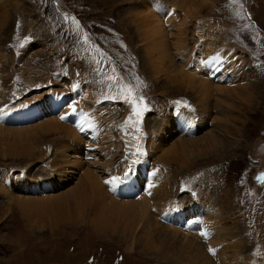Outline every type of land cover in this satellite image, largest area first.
Masks as SVG:
<instances>
[{"label": "rangeland", "instance_id": "obj_1", "mask_svg": "<svg viewBox=\"0 0 264 264\" xmlns=\"http://www.w3.org/2000/svg\"><path fill=\"white\" fill-rule=\"evenodd\" d=\"M155 25L157 40L164 39L165 48L157 50L166 54L164 66L143 37ZM0 55L8 67L0 71V113L19 107V120L0 122V264H169L179 256L171 226L185 227L189 218L186 212L177 224L167 216L190 203L203 210L200 223L213 214V204L222 207L219 223L231 231L228 241L245 238L233 250L264 264V0H0ZM205 56L207 64L217 63L213 71L198 70ZM148 63L155 77L146 73ZM201 72L212 90L198 81ZM185 73L190 80L180 81ZM234 86L242 89L232 99L221 92ZM197 94L208 97L201 104ZM49 96L47 112L41 107ZM224 105L240 110L223 113ZM185 114L199 119L195 134L177 128L175 115ZM79 117L86 120L82 130ZM51 118L82 136L81 157L63 141L73 136L44 130ZM163 122L177 132L160 138ZM17 127L24 132L15 136L10 132ZM186 135L194 139L178 142ZM94 137L116 162L119 173L111 176L122 178L121 186L129 182L125 199L147 211L143 219L135 210L108 209L125 200L110 179L101 195L90 189L86 171L96 175L95 167L106 163ZM4 178L20 183L7 186ZM68 193L79 197L67 224L61 219Z\"/></svg>", "mask_w": 264, "mask_h": 264}, {"label": "bare ground", "instance_id": "obj_2", "mask_svg": "<svg viewBox=\"0 0 264 264\" xmlns=\"http://www.w3.org/2000/svg\"><path fill=\"white\" fill-rule=\"evenodd\" d=\"M190 2H191V0H190ZM192 2H194V0H192ZM155 4V3H154ZM191 6V5H190ZM148 9H149V7H148ZM152 9V8H151ZM157 9V8H156ZM191 9H192V7H191ZM174 10L175 9H172V11H171V15L169 16V18L173 15V12H174ZM151 12V11H150ZM153 13V12H152ZM149 14H151V13H149ZM156 14V17H157V13L154 11V14H153V17H154V15ZM146 17V16H145ZM174 18H176V17H174ZM152 19H154V18H151L150 20H152ZM177 19V18H176ZM157 20V19H156ZM178 20V19H177ZM181 20V19H180ZM153 21V20H152ZM160 21H162L161 20V18H160ZM173 21V20H172ZM141 22V21H140ZM139 22V23H140ZM145 22V21H144ZM171 22V21H170ZM154 23V22H153ZM172 23V22H171ZM156 24H158V23H156ZM162 24V23H161ZM179 24H180V21H179ZM186 24V23H185ZM140 25V24H139ZM172 25V24H171ZM156 26V25H155ZM173 27V26H172ZM175 27H180V26H175ZM185 27V26H184ZM175 29H177V31L179 30L180 31V29H178V28H175ZM160 30H161V28L159 29V32H160ZM162 30H163V28H162ZM162 30H161V32H162ZM165 30V29H164ZM164 30H163V32H164ZM181 30H183V28L181 29ZM178 31V32H179ZM143 32V37H145L146 38V42H147V45L149 46V48L151 49V51H150V53L151 54H154V52H156V55L158 54L161 58L160 59H158L157 61H158V63L160 62V61H162L161 59H166V57H164L165 55H162L161 56V53H159L157 50H158V48L159 49H161L160 47H162V48H165L164 46H163V38H162V40H161V38L159 39V40H157L158 38H157V26L154 28V30H144V31H142ZM168 31L166 30V33H167ZM176 32V31H175ZM138 33V32H137ZM181 33V32H180ZM182 34V33H181ZM161 35V33H159V36ZM179 35V34H178ZM142 40V39H141ZM166 40V39H165ZM144 41V40H143ZM170 41V40H169ZM165 42V41H164ZM168 42V41H167ZM144 43V42H143ZM166 43V42H165ZM169 43V42H168ZM167 43V44H168ZM189 43V42H188ZM174 44V43H173ZM177 45V44H176ZM183 45V44H182ZM187 45V44H186ZM167 46V45H166ZM170 46H172V45H170ZM179 46H180V43H179ZM147 47V46H146ZM148 48V49H149ZM167 48H168V46H167ZM174 48H177V47H175L174 46ZM184 48V47H183ZM165 51V50H164ZM167 51H168V49H167ZM181 51H182V49H181ZM181 51H180V53H181ZM162 52V51H161ZM164 53V52H163ZM166 53H168V52H166ZM172 53V52H171ZM168 54H170V53H168ZM167 54V55H168ZM150 55V54H149ZM155 55V54H154ZM157 55V56H158ZM194 55V57H195V54H193ZM220 55V54H219ZM157 56H156V58H157ZM169 56V55H168ZM3 55H0V71H4V70H6V67H7V65L5 64V62L3 61ZM151 57V56H150ZM173 57H175V56H173ZM185 56H182L181 58L183 59ZM193 57V58H194ZM192 58V60L194 61L195 59H193ZM220 58V57H219ZM205 59H206V56L204 57V61H199V63H198V65H199V69L198 70H200V69H202L201 71H203V72H205L206 71V67L207 68H211L212 69V71H213V69H215V67H216V64L217 63H214V64H211V63H209V64H207V61H205ZM173 60V59H172ZM187 60H189V59H187ZM169 61V60H168ZM176 61V60H175ZM174 61V62H175ZM196 61H198V59H196ZM154 62H156L155 60H154ZM188 62V61H187ZM160 63H162V65H163V63H164V61L163 62H160ZM169 63V62H168ZM180 63V62H179ZM203 63H205L206 64V66L203 64ZM152 64H153V62H152ZM166 64V63H165ZM170 64V63H169ZM168 64V65H169ZM172 64V63H171ZM175 64V63H174ZM180 64H182V63H180ZM187 64V63H186ZM153 65H156V64H153ZM161 65V64H160ZM167 65V64H166ZM164 66V65H163ZM170 66H173V65H170ZM183 66V65H182ZM169 67V66H168ZM180 67V66H179ZM178 67V68H179ZM193 67V66H192ZM231 68L233 67V64H232V66H230ZM229 67V68H230ZM8 68V67H7ZM158 68L160 69V67L158 66ZM176 68V67H175ZM195 68H196V65H195ZM194 68V69H195ZM164 69V68H163ZM167 69H169V68H167ZM197 69H195V70H197ZM157 70V69H156ZM176 70V69H175ZM175 70H173V71H175ZM183 70H184V68H183ZM143 71V70H142ZM145 71V70H144ZM165 71H166V68H165ZM168 71V70H167ZM187 71H190V70H186V72ZM207 71H208V69H207ZM234 72H235V70H233ZM157 72V71H156ZM160 72V71H159ZM171 72V71H170ZM185 72V71H184ZM146 73H148V74H150V75H152L153 77H155V72H153V69H152V67L150 66V64L148 63V67H147V69H146ZM151 73H153V74H151ZM181 73H183V71L181 72ZM200 73V72H199ZM208 73H210V72H208ZM211 73H214V72H211ZM227 72L225 71V74H226ZM242 72H240V74H241ZM156 74H158V73H156ZM177 74V73H176ZM184 74V73H183ZM186 74V73H185ZM201 74H203L204 76H203V78H202V80H198V81H201L202 82V84H203V86H204V90L206 91L207 90V88H209V89H211V85H210V80L205 76L206 74L205 73H202L201 72ZM224 74V75H225ZM164 75H166V74H164ZM171 75V74H170ZM173 76H174V72H173V74H172ZM179 75V74H178ZM216 75V74H215ZM218 75V74H217ZM195 76V75H194ZM198 76V75H197ZM244 76V75H243ZM2 77H4V76H2ZM178 77V76H177ZM198 77H200V76H198ZM197 77V78H198ZM217 77V76H216ZM224 77V76H223ZM180 78V77H179ZM221 78V77H220ZM187 79H189L190 80V75H187L186 74V77L185 76H182L181 78H180V81H183V82H185ZM147 80V79H146ZM164 80H165V78H164ZM168 80V79H167ZM175 82H179L178 81V79L177 80H175V78L173 79ZM197 80V79H196ZM4 81V80H3ZM151 81V80H150ZM170 81V80H169ZM195 83V82H194ZM116 84V83H115ZM196 84V83H195ZM117 86V85H116ZM181 86H182V82H181ZM180 86V87H181ZM192 86H194L193 84H192ZM128 87V86H127ZM178 87V86H177ZM179 87V88H180ZM223 87H225V86H223ZM228 88V87H227ZM233 88V87H232ZM236 88H239V89H242V87L241 86H234V89H222V91L221 92H228V94H226V96L228 97V98H231L232 99V95L231 94H233L234 93V91H235V89ZM215 89H217V88H214V90ZM52 90V89H51ZM57 90H59V89H57ZM194 90V89H193ZM212 90V89H211ZM220 90L221 89H217L216 91H218V92H220ZM60 93H61V91H60ZM195 95H196V93H194ZM209 94V93H208ZM53 95V94H52ZM58 95H61V94H56L55 95V97L57 96L58 97ZM198 95V94H197ZM229 95V96H228ZM42 96H44L43 94H42ZM77 96V95H76ZM199 96V95H198ZM41 97V95H38V97H37V99H39ZM54 97V96H53ZM63 97V96H62ZM206 97H208V95H204L203 97H201L200 98V96L198 97V98H200L201 100H199V101H201L200 103L202 104V102H204L203 100H205V98ZM235 97V96H234ZM90 98V97H89ZM255 99H256V96H255V98L253 97V99H251V97H250V99H248L247 101H248V104H245V105H250V104H254V101H255ZM85 100V99H84ZM239 101V100H238ZM61 102L62 101H60V104H61ZM84 102V104L81 102V104H80V107L82 108V109H85V111H86V109H87V107H88V101L87 100H85V101H83ZM27 104V103H26ZM58 104V103H57ZM237 104V103H236ZM34 105V104H33ZM55 105H56V103H55ZM204 105H206V103L204 104ZM31 106H32V104H31ZM59 107V104L58 105H56L55 106V108H54V110L56 109V108H58ZM87 106V107H86ZM42 109L41 110H43L44 108H45V106L43 105L42 107H41ZM225 108H229L230 110H234V111H238V110H240V108L238 109H235V108H231V106H222L221 107V109H220V111L221 112H223V113H225L226 112V110H225ZM50 109V108H49ZM48 109V110H49ZM228 109V110H229ZM45 110H47V108L45 109ZM229 112H231V111H229ZM2 113V112H1ZM0 113V122H2L1 120H4L5 122L6 121H15V120H19V107H15V108H11L9 111H6L4 114H1ZM65 115V114H64ZM27 116V118H28V116L29 117H31L32 118V114H31V116L29 115V113L26 115ZM62 117V116H61ZM108 117V116H107ZM134 117V116H133ZM26 117H24L23 119H25ZM57 119H59V118H57ZM57 119H55V118H51V120H48L45 124H44V126H45V129L44 130H46L47 132H53V131H55V132H64V134H65V136H68V137H71V136H73L70 140L69 139H66V140H63L64 141V143L65 144H67V145H70V147H72L73 148V150H74V153L75 154H77V155H79V157H81L82 155H83V153H82V148L83 147H81L80 146V144H81V142H82V140L80 139L81 137L79 136L80 134L79 133H77L76 132V130L75 129H72V127L70 126H67V124L66 125H64V126H62V124H60L59 122H58V120ZM79 119H80V121L78 122L79 124H78V126L81 128V130H82V128L84 127V125H85V118L83 119L82 117L80 118L79 117ZM90 119V118H89ZM102 119V118H101ZM61 120V119H60ZM103 120V119H102ZM110 120V119H109ZM24 121V120H23ZM65 121V120H64ZM68 121V120H67ZM66 121V122H67ZM175 121H176V124H177V128L178 129H182V132L184 131V132H187L188 134H195L198 130H199V119L197 120V118H196V116H194L193 114H188V115H184V117L183 116H180L178 119H177V116L175 115ZM72 122H74V121H72ZM87 123V122H86ZM107 123V122H106ZM164 123L165 122H163V123H161L160 124V127H159V133H161L160 134V138H166V135L169 133V135H171V134H173L176 130H175V128L174 129H172L171 128V125L170 126H168V127H166L167 125H164ZM171 123V121H169V123H166V124H170ZM0 124H2V123H0ZM22 124V123H21ZM75 124H77V122L75 123ZM74 124V125H75ZM32 126H34V125H31V127L30 128H33ZM101 126V125H100ZM8 127V126H7ZM79 127H77L76 129H78ZM106 127V126H105ZM89 128H91V127H89ZM10 129V128H9ZM18 129V130H17ZM17 129L16 130H13V128H12V132H10V131H8V132H10L11 134H15L16 132H18V133H21V132H24V130H20V128L19 127H17ZM24 129V128H23ZM26 129V128H25ZM96 129H97V127H96ZM111 129V128H110ZM0 130H4V129H2V128H0ZM7 130H8V128H7ZM91 130V129H90ZM103 130V129H102ZM4 132H5V130H4ZM25 132H27L26 130H25ZM79 132V131H78ZM177 132V131H176ZM180 132V131H179ZM1 133V132H0ZM97 133V132H96ZM94 134H95V131H94ZM3 135V134H2ZM107 135V134H106ZM178 135H180V133L178 134ZM15 136H16V134H15ZM187 136V135H186ZM193 136V135H192ZM192 136H190V135H188L187 137H183V136H179V140H178V142H180V141H183L184 139H194ZM91 137V136H90ZM89 137V138H90ZM93 137V136H92ZM97 137V136H96ZM108 137V136H107ZM95 138V137H94ZM98 138V137H97ZM101 138V137H100ZM99 138V139H100ZM110 138H111V136H110ZM113 138H114V136H113ZM112 139V138H111ZM86 141V140H85ZM91 141H92V143H93V145H94V149H95V151H99V152H101V153H99V154H101V158H103V159H106V163L104 164V163H102L101 164V166L100 167H95V173H96V175L98 176H96V175H94L92 172H90V171H86V173H87V178L89 179V183H90V185L89 186H91L90 187V189L92 190V192H97L98 194H100L101 195V193H100V186L102 187V184L103 183H105L106 181V179H110L109 181H112V179L111 178H114V177H112V176H114V174L115 173H119L118 171H119V169L118 168H113V163H116L115 162V160H113L112 158H111V156H110V154H109V152L107 153V151H105V148H107L108 146L106 145V143L105 142H98L97 141V139L95 138V139H91ZM190 141H192V143H191V145L194 147V144H193V141H195V140H190ZM64 143H62V145L64 144ZM91 143V144H92ZM88 144V143H87ZM115 144V143H114ZM159 145H160V143H158ZM89 145H90V143H89ZM89 145H87V146H89ZM155 145H156V148H157V142L155 143ZM158 145V146H159ZM163 145V144H162ZM87 146H85V147H87ZM92 147V146H91ZM115 148V147H114ZM160 148H162V147H160ZM164 148H166V147H164ZM163 148V149H164ZM87 149V148H86ZM151 149V148H150ZM155 149V148H154ZM162 149V150H163ZM171 149V148H170ZM112 150H114V149H112ZM91 152V151H90ZM88 154V153H87ZM85 155V154H84ZM118 155V154H117ZM89 156V155H88ZM91 156V155H90ZM93 158V157H92ZM92 160H94V159H92ZM213 160V159H212ZM117 161H119V160H117ZM119 163V162H118ZM96 165V164H95ZM127 165V164H126ZM112 166V167H111ZM124 168H125V166H124ZM206 173H208V172H206ZM219 173V172H218ZM209 174V173H208ZM112 175V176H111ZM110 176H111V178H110ZM209 176V175H208ZM160 177V176H159ZM86 178V177H85ZM209 178V177H208ZM25 178H23V180H24ZM87 179V180H88ZM100 179V180H99ZM205 179V178H204ZM210 179H211V177H210ZM123 180V179H122ZM114 181V182H113ZM113 181H112V183H110V187H114V188H117V189H119L120 188V190H119V192H118V194L119 195H121V197H120V199L123 197V199H125V195H124V190H123V188L124 189H126V190H128L129 189V187H130V184H129V182L128 181H126L125 182V184L123 185V186H125V187H123V186H121V181L119 182V181H116V180H114L113 179ZM170 182V181H169ZM209 182V181H208ZM3 183L5 184V185H7V186H9V185H15V184H17V183H20L19 182V180H13L12 178H4L3 179ZM174 183H176V182H174ZM95 184H96V186H95ZM165 184V183H164ZM171 184V183H170ZM161 185V184H160ZM169 185V184H168ZM166 186H167V184H166ZM170 186V185H169ZM182 186V185H181ZM13 187V186H12ZM105 187V186H104ZM161 187H163V184H162V186ZM161 187H159V189L161 188ZM171 188L172 189H179L178 187H174V185L173 184H171ZM105 189V188H104ZM158 190V189H157ZM165 190H166V188H165ZM33 191H40V189H37V190H33ZM116 191V190H115ZM155 191V190H154ZM164 192V191H163ZM167 192H169V191H167ZM175 192V191H174ZM173 192V193H174ZM130 193V192H129ZM156 193V192H155ZM113 194H115V193H113ZM168 194V193H167ZM169 194H171V193H169ZM178 194V193H177ZM118 195V196H119ZM123 195V196H122ZM154 195H156V194H154ZM165 196H166V193L164 194ZM116 196H117V193H116ZM161 196V195H160ZM160 196H159V198H157V199H160ZM25 197V196H24ZM63 197H65V200H64V204H62L63 205V211H62V221H63V223H67L68 224V221H67V219H69L70 218V214H69V210L71 209V207H72V202L75 200L76 201V198H78L79 196H74V195H72L71 193H68L67 195H65V196H63ZM152 197H154V196H152ZM170 197V196H169ZM175 197V196H174ZM116 198V197H115ZM150 197H148V199H149ZM162 198V197H161ZM57 199V198H56ZM163 199H165V197L163 198ZM168 199H170V198H168ZM175 199V198H174ZM206 199H207V203H210V204H213L211 201H209V199L206 197ZM111 200H113L114 201V198L112 197L111 198ZM166 200V199H165ZM176 200V199H175ZM174 200V201H175ZM177 200H178V198H177ZM54 201H56V200H54ZM135 201V200H134ZM132 202L131 200L130 201H128V199L126 200H124V201H122V202H116V203H114V204H111L109 207H108V209L109 210H113V211H115V212H117V213H126V214H129V212H132L133 210H135V211H138L139 212V215H140V217L143 219L144 218V213H147V211L143 208V206L142 205H140V204H137V203H135V202ZM158 201V200H157ZM170 201V200H169ZM137 202H140V201H137ZM141 202H143V201H141ZM146 202V201H145ZM150 202V201H149ZM179 202H181V201H179ZM113 203V202H112ZM183 203H185L184 201H183ZM144 204V203H143ZM148 204V203H147ZM174 204V203H173ZM146 205V204H145ZM161 206V205H159V201H158V204L156 203V205L155 206ZM165 205V204H164ZM167 205H170V204H167ZM172 205V204H171ZM208 205V204H207ZM147 206V205H146ZM157 206V207H158ZM177 206V205H176ZM191 206L193 207V209H191ZM202 206V205H201ZM200 206V207H201ZM217 205H215V204H213V207H214V210H213V214H211V215H208V213H207V218H206V222H203V223H200L199 221L201 220V216H202V214L204 213V212H202L201 211V208H199V205H193V204H191L190 203V205L185 209L184 208V210H182V211H179L178 213H170L168 216H167V218H169V219H177V224H178V222H180L181 223V221L182 220H184V217H185V215H186V212H188L187 214H188V221H187V223H186V226L184 227H176V226H171L172 228H173V231H172V235H173V237H172V243L173 244H176V245H178L179 246V249H178V252H179V256H172V261L169 263V264H252V262H250L249 260H247V259H245L246 258V256H247V254L246 255H240V252L239 251H234L233 250V248L234 247H236L238 244H239V242H240V240L241 239H245L244 237H242L241 235L238 237V238H236V241H228V240H233V238L231 237V231H228V232H226V227H225V222H221L222 224H223V226L221 225V223H219V221H221L220 219H221V217L223 216V214H222V212H221V208L219 209L218 207H216ZM162 207H164V206H162ZM161 207V208H162ZM167 207V206H166ZM206 206H204V208H205ZM212 207V208H213ZM22 208V207H21ZM149 208V207H148ZM160 208V207H159ZM169 208H171V207H169ZM203 208V209H204ZM154 209L155 208H153V211H154ZM158 209V208H157ZM157 209H155V210H157ZM163 209V208H162ZM176 209V208H175ZM174 209V210H175ZM178 209V208H177ZM206 209V208H205ZM207 209H208V207H207ZM26 210V209H25ZM149 210V209H148ZM159 210V209H158ZM161 210V209H160ZM163 210H165V209H163ZM171 211V210H170ZM176 211V210H175ZM189 211H193V212H189ZM210 211V210H209ZM151 212V211H150ZM164 212V211H163ZM168 212V211H167ZM160 213V212H159ZM159 213H156V214H159ZM211 213V212H210ZM25 214V213H24ZM30 214V213H29ZM155 214V213H154ZM161 214V213H160ZM164 214V213H163ZM28 215V214H27ZM152 215H153V213H152ZM148 216H150V213H149V215ZM131 217V216H130ZM158 217V216H157ZM172 217V218H171ZM225 217V216H224ZM229 217V216H228ZM152 218H153V216H152ZM165 218V217H164ZM151 219V218H150ZM166 219V218H165ZM225 219V218H224ZM160 221V220H159ZM158 221V222H159ZM148 222V221H147ZM151 223H153L154 221H150ZM150 223V224H151ZM155 223V222H154ZM157 224V223H156ZM168 224V223H167ZM232 224V223H231ZM162 225V224H161ZM182 226V225H181ZM153 227V226H152ZM197 227H200V231L199 232H195V229H198ZM158 229H160L159 227L157 228V230ZM237 229V228H236ZM236 229H235V231H236ZM188 231V232H187ZM190 231H192V232H190ZM235 231H234V233H235ZM238 231V230H237ZM179 232H181V233H185V236H187V237H185V236H181L182 238H180V239H178V235L177 234H179ZM202 232V233H201ZM226 232V233H225ZM187 233H189V234H187ZM233 233V234H234ZM232 234V235H233ZM243 235H246V234H243ZM159 237L161 236V235H158ZM157 236V237H158ZM237 239H238V241H237ZM235 240V239H234ZM242 242V241H241ZM244 243V242H243ZM161 244H162V242H161ZM243 246V245H242ZM239 248V247H238ZM210 249H212V250H215V252H214V254H213V252L212 251H210ZM228 252H233L234 254H226V253H228ZM158 253H159V257H162L165 253H164V251L161 249V251H158ZM244 254V253H243Z\"/></svg>", "mask_w": 264, "mask_h": 264}, {"label": "snow or ice", "instance_id": "obj_3", "mask_svg": "<svg viewBox=\"0 0 264 264\" xmlns=\"http://www.w3.org/2000/svg\"><path fill=\"white\" fill-rule=\"evenodd\" d=\"M174 103H175L176 105H180L181 102H180V101H175ZM73 111H75V108H73ZM135 114H136L137 117H139V116L141 115V112L139 111V108H138V107H137L136 110H135ZM61 119H65V117L62 116ZM129 119H131V117H130ZM129 171H131V169H129ZM127 175H128V173L126 172V173H125V177H127ZM113 179L116 180V181H121V180H122V178H120V177H115V178H113ZM107 183H112V181H107ZM210 251H212L213 254H214V252H215V250H212V249H210Z\"/></svg>", "mask_w": 264, "mask_h": 264}]
</instances>
